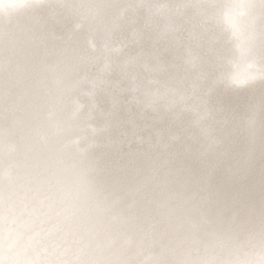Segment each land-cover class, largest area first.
<instances>
[{
	"label": "clouds",
	"instance_id": "9594fccd",
	"mask_svg": "<svg viewBox=\"0 0 264 264\" xmlns=\"http://www.w3.org/2000/svg\"><path fill=\"white\" fill-rule=\"evenodd\" d=\"M0 264H264V0H0Z\"/></svg>",
	"mask_w": 264,
	"mask_h": 264
}]
</instances>
